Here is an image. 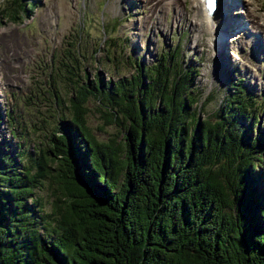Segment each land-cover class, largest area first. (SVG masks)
I'll list each match as a JSON object with an SVG mask.
<instances>
[{
    "label": "trees",
    "instance_id": "16d2710c",
    "mask_svg": "<svg viewBox=\"0 0 264 264\" xmlns=\"http://www.w3.org/2000/svg\"><path fill=\"white\" fill-rule=\"evenodd\" d=\"M13 2L0 13L14 19L35 4ZM175 50L130 79L96 71L41 146L0 148V264H264L254 95L231 77L212 119H199L193 70L171 67ZM89 94L106 100L105 121L123 122L121 141L90 132ZM44 177L55 183L49 208Z\"/></svg>",
    "mask_w": 264,
    "mask_h": 264
},
{
    "label": "rangeland",
    "instance_id": "374dc122",
    "mask_svg": "<svg viewBox=\"0 0 264 264\" xmlns=\"http://www.w3.org/2000/svg\"><path fill=\"white\" fill-rule=\"evenodd\" d=\"M0 0V9L17 6ZM20 1V0H17ZM15 18L0 13V142L4 151L31 150L62 123L79 82L134 76L176 45V69L191 68L190 104L199 119L213 117L231 77L254 95L264 131V0H224L210 25L195 0H34ZM18 9V8H17ZM221 29V28H220ZM97 48V49H96ZM75 80V81H73ZM126 81V80H125ZM85 122L97 140H122L123 122L105 121L106 100L89 94ZM4 144L6 145L4 148ZM264 177V175H263ZM54 181L38 190L49 208Z\"/></svg>",
    "mask_w": 264,
    "mask_h": 264
},
{
    "label": "bare ground",
    "instance_id": "6f19581e",
    "mask_svg": "<svg viewBox=\"0 0 264 264\" xmlns=\"http://www.w3.org/2000/svg\"><path fill=\"white\" fill-rule=\"evenodd\" d=\"M196 4H201L204 12H205V16L209 18L210 20V25L213 27V30L216 31L218 34H221L223 32L222 30V24L220 25V27L218 26L220 24V16L221 14H223V8H222V4L224 2V0H216V4L215 7L213 8V10L211 12H208L202 2V0H195ZM221 28V29H220Z\"/></svg>",
    "mask_w": 264,
    "mask_h": 264
}]
</instances>
